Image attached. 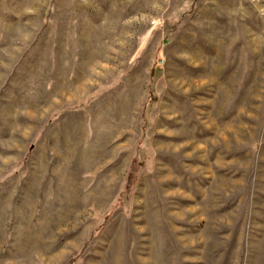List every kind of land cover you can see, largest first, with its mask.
<instances>
[{"label":"rangeland","instance_id":"rangeland-1","mask_svg":"<svg viewBox=\"0 0 264 264\" xmlns=\"http://www.w3.org/2000/svg\"><path fill=\"white\" fill-rule=\"evenodd\" d=\"M0 264H264V0H0Z\"/></svg>","mask_w":264,"mask_h":264},{"label":"trees","instance_id":"trees-1","mask_svg":"<svg viewBox=\"0 0 264 264\" xmlns=\"http://www.w3.org/2000/svg\"><path fill=\"white\" fill-rule=\"evenodd\" d=\"M154 72H155V70L152 71L153 74H154ZM135 163H136V161L134 162L133 170H134V168H135ZM133 170H132L131 174L129 175V178H132Z\"/></svg>","mask_w":264,"mask_h":264}]
</instances>
